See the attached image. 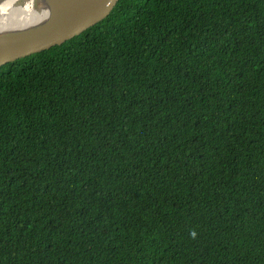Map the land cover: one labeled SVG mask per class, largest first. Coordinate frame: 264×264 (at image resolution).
<instances>
[{"label":"trees","instance_id":"trees-1","mask_svg":"<svg viewBox=\"0 0 264 264\" xmlns=\"http://www.w3.org/2000/svg\"><path fill=\"white\" fill-rule=\"evenodd\" d=\"M0 264H264V0H119L0 67Z\"/></svg>","mask_w":264,"mask_h":264},{"label":"water","instance_id":"water-1","mask_svg":"<svg viewBox=\"0 0 264 264\" xmlns=\"http://www.w3.org/2000/svg\"><path fill=\"white\" fill-rule=\"evenodd\" d=\"M118 1L44 0L43 19L0 29V67L61 46L104 20Z\"/></svg>","mask_w":264,"mask_h":264},{"label":"bare ground","instance_id":"bare-ground-1","mask_svg":"<svg viewBox=\"0 0 264 264\" xmlns=\"http://www.w3.org/2000/svg\"><path fill=\"white\" fill-rule=\"evenodd\" d=\"M44 0H4L0 4V29L22 26L43 19L48 11Z\"/></svg>","mask_w":264,"mask_h":264},{"label":"clouds","instance_id":"clouds-1","mask_svg":"<svg viewBox=\"0 0 264 264\" xmlns=\"http://www.w3.org/2000/svg\"><path fill=\"white\" fill-rule=\"evenodd\" d=\"M194 235H195V234L193 233V237H194Z\"/></svg>","mask_w":264,"mask_h":264}]
</instances>
